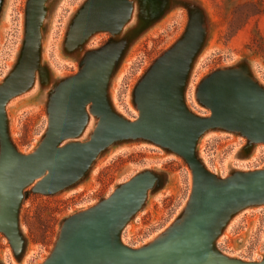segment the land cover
Returning a JSON list of instances; mask_svg holds the SVG:
<instances>
[{
  "label": "rangeland",
  "instance_id": "rangeland-1",
  "mask_svg": "<svg viewBox=\"0 0 264 264\" xmlns=\"http://www.w3.org/2000/svg\"><path fill=\"white\" fill-rule=\"evenodd\" d=\"M108 43L117 47L116 61L110 54L95 58L96 70L79 85V93L62 95L50 114L53 93L80 72L89 53ZM164 54L168 57L150 86L154 95L146 94L138 107L137 89ZM225 68L244 87L256 84L264 90V0H0V85L10 83L3 103L0 99L3 148L29 155L61 134L77 132L58 147L70 141L83 144L101 118L92 111L93 100L87 101L84 116L79 104L85 97L97 99L105 117L95 146L107 141L80 179L55 192L35 190V179L19 198L17 184L3 178L0 228L14 239L0 230V264L48 261L59 252L69 217H75L73 227L122 184L145 172L149 176L140 205L112 235L120 245L139 248L179 233L196 203L191 163L150 137L112 143L119 125L114 113L138 121L148 107L174 123L177 130L171 134L180 136L173 108L184 104L198 116L211 115L198 88ZM253 118L249 126L259 138L264 121ZM195 157L218 183L226 184L264 170V142L234 129L210 127L196 141ZM84 160L76 158L72 167H81ZM220 220L211 242L216 254L264 259V201L240 204Z\"/></svg>",
  "mask_w": 264,
  "mask_h": 264
},
{
  "label": "water",
  "instance_id": "water-1",
  "mask_svg": "<svg viewBox=\"0 0 264 264\" xmlns=\"http://www.w3.org/2000/svg\"><path fill=\"white\" fill-rule=\"evenodd\" d=\"M116 48L114 44L108 43L89 53L84 59V66L80 72L66 79L53 93L49 105L50 114L54 110V103L62 95L72 98L75 93H79V85L91 77L96 70L93 66L95 58L99 55L110 54L116 61L118 53ZM165 54L155 63L139 85L137 89L138 107L146 94H149L148 97L152 99L154 93L151 92L150 86L168 57ZM226 71L227 68L213 72L198 88V97L211 108V115L198 116L184 104L173 108L175 116L180 120L177 124L179 128L177 134L181 132L180 136L171 134L176 133L177 130L174 123H169L163 115H154V111L148 107L145 108L138 121H129L119 117L108 107L104 94L107 108L114 113V117L119 122L115 134L110 137L114 139L112 143L127 137H150L183 154L191 163L197 180L196 203L193 213L180 232H175L161 244H146L139 248L120 245L117 236L112 235L115 229L123 223L124 217L130 215L140 205L144 195L145 181L149 176L145 172L122 184L109 199L102 202L90 215L73 227L71 226L75 217H69L59 237L61 243L59 252L43 264H264V259L242 261L224 255L220 256L211 249L215 229L220 224V219H223L230 209L243 203L264 201L262 200L264 170L248 175L244 179L234 178L226 184H220L195 157L196 141L210 127L222 126L234 129L244 133L253 141L264 142V135L256 138L251 131L252 127L249 126L253 124V117L257 120L262 118L264 121V90L256 84L244 87L235 76L226 74ZM9 85L8 81L3 86L0 85L2 103L5 100L2 94ZM145 89H148L150 93ZM91 100L94 102L92 111L100 113L101 118L97 124L99 127L94 130L90 139L81 141L83 144L70 141L65 142L63 147H58L66 137H76L80 132L64 133L56 137L52 143L46 142L35 152L22 155L12 147L6 151L3 148L0 134V207L2 209L5 203L4 177L12 179L17 184L20 198L22 193H25L24 187L35 179H38L34 186L35 190L51 193L73 184L87 172L91 160L98 150L102 151L106 147L104 145L107 142L95 146L96 141H100L98 139L99 128L105 119L104 114L98 109L97 99L85 97L79 104L80 110L87 117L85 105ZM170 139H183L186 142L184 145L176 144ZM82 156H85L83 165L73 168L72 164L76 158ZM64 169L67 171L63 172ZM45 171L47 174L43 175ZM0 230L14 239L13 235L4 229L0 228Z\"/></svg>",
  "mask_w": 264,
  "mask_h": 264
},
{
  "label": "bare ground",
  "instance_id": "bare-ground-1",
  "mask_svg": "<svg viewBox=\"0 0 264 264\" xmlns=\"http://www.w3.org/2000/svg\"><path fill=\"white\" fill-rule=\"evenodd\" d=\"M178 121H179V119H178ZM51 142V141H50ZM49 143V142H48ZM146 197V196H145Z\"/></svg>",
  "mask_w": 264,
  "mask_h": 264
}]
</instances>
